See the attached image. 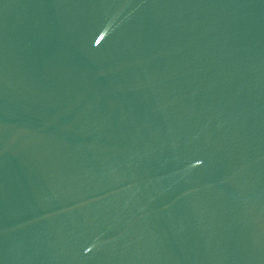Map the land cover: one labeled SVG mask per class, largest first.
Listing matches in <instances>:
<instances>
[{
	"label": "water",
	"instance_id": "obj_1",
	"mask_svg": "<svg viewBox=\"0 0 264 264\" xmlns=\"http://www.w3.org/2000/svg\"><path fill=\"white\" fill-rule=\"evenodd\" d=\"M0 264H264V0H0Z\"/></svg>",
	"mask_w": 264,
	"mask_h": 264
}]
</instances>
